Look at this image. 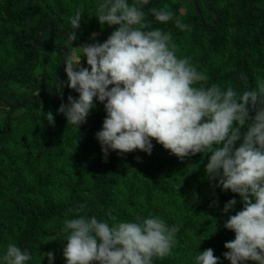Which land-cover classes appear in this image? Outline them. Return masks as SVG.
<instances>
[{"label": "trees", "instance_id": "1", "mask_svg": "<svg viewBox=\"0 0 264 264\" xmlns=\"http://www.w3.org/2000/svg\"><path fill=\"white\" fill-rule=\"evenodd\" d=\"M98 3L0 0V257L14 243L32 255L28 264H49L50 251L51 264H66L63 221L75 218L70 209L85 205L81 214L110 224L140 215L178 226L172 255L153 264H194L197 252L207 248L219 264H230L224 244L235 233L224 223L243 204L238 194L208 180L206 154L181 161L153 140L151 155L110 151L105 159L95 136L104 105L95 101L80 128L58 112L69 95H79L66 86L65 59H81L88 67L79 46L103 43L113 31L95 17ZM165 6L190 30L155 21L150 9ZM81 8L72 42L70 17ZM143 11L150 28L172 34L177 55L189 57L209 85L242 92L264 80V0H150ZM233 198L235 208L224 213Z\"/></svg>", "mask_w": 264, "mask_h": 264}, {"label": "clouds", "instance_id": "2", "mask_svg": "<svg viewBox=\"0 0 264 264\" xmlns=\"http://www.w3.org/2000/svg\"><path fill=\"white\" fill-rule=\"evenodd\" d=\"M149 2L99 0L95 17L113 31L103 43L79 46L88 67L81 59H65L66 86L79 95H69L58 112L68 125L80 128L95 101L102 103L106 116L95 136L105 159L110 151L151 155L153 140L181 161L206 154L208 180L238 194L243 204L224 223L235 233L234 240L224 244L228 250L224 258L230 264H264V80L242 92L209 85V77L189 57L177 55L170 32L149 27L143 11ZM150 13L161 24L173 22L181 31L190 30L166 6L152 7ZM82 14L81 8L70 17L72 42ZM45 117L54 124L51 111ZM236 204L235 198L230 199L222 211L228 213ZM84 208L70 209L75 218L63 221L66 264H153L172 255L178 226L140 215L110 224L81 214ZM46 255L51 264L54 253ZM31 260L32 255L14 243L0 257L2 264ZM194 264H219V258L207 248L197 252Z\"/></svg>", "mask_w": 264, "mask_h": 264}, {"label": "water", "instance_id": "3", "mask_svg": "<svg viewBox=\"0 0 264 264\" xmlns=\"http://www.w3.org/2000/svg\"><path fill=\"white\" fill-rule=\"evenodd\" d=\"M42 29H40L37 33H36V35H38L39 33H40V31H41ZM34 42H36V39H34ZM65 51V50H64Z\"/></svg>", "mask_w": 264, "mask_h": 264}]
</instances>
